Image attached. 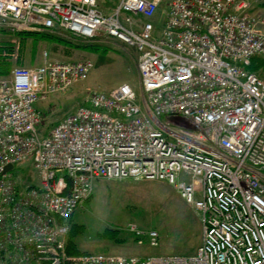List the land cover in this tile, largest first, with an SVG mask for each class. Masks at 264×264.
Segmentation results:
<instances>
[{
	"label": "built area",
	"instance_id": "obj_1",
	"mask_svg": "<svg viewBox=\"0 0 264 264\" xmlns=\"http://www.w3.org/2000/svg\"><path fill=\"white\" fill-rule=\"evenodd\" d=\"M163 1L105 13L98 0H0L9 32L135 47L139 78L92 92L45 135L38 102L86 80L93 60L45 51L0 77V264H264V79L248 69L264 56V13L252 0H169L157 25ZM29 157L38 181L20 184ZM124 178L168 181L198 211L194 254L68 253L69 219L95 182Z\"/></svg>",
	"mask_w": 264,
	"mask_h": 264
},
{
	"label": "rangeland",
	"instance_id": "obj_2",
	"mask_svg": "<svg viewBox=\"0 0 264 264\" xmlns=\"http://www.w3.org/2000/svg\"><path fill=\"white\" fill-rule=\"evenodd\" d=\"M98 1L103 11L112 10L119 3V0ZM168 2L169 0H164L156 14L159 17L152 18L155 24H162L163 9ZM252 4L254 12L264 13V0H252ZM5 39L8 41L5 42ZM108 39L110 42L82 40L103 44L95 50H71V58H90L94 67L86 80L38 102V108L44 114L40 132L43 133L44 130L47 135L54 123L80 105H89L85 99L94 91L108 92L122 82L135 87L139 85L137 49L112 38ZM55 47L59 48L57 52ZM64 50V47L55 46V42L48 38L28 36L27 39H21L15 35L0 33V58L8 60L11 68L16 65L40 64L45 51L51 58H64ZM161 119L167 122L164 116ZM177 123L187 124L179 119ZM177 125L171 123L172 127ZM18 170L24 183L31 179L38 181L33 157L18 164L14 171ZM69 225L66 249L71 252L74 241L82 254L91 252L141 257L161 254L191 255L196 252L203 236V224L198 211L168 181L148 178L97 180L92 194L70 217ZM151 230L159 233L157 245L150 243Z\"/></svg>",
	"mask_w": 264,
	"mask_h": 264
},
{
	"label": "trees",
	"instance_id": "obj_3",
	"mask_svg": "<svg viewBox=\"0 0 264 264\" xmlns=\"http://www.w3.org/2000/svg\"><path fill=\"white\" fill-rule=\"evenodd\" d=\"M98 5H99V3H98ZM99 7H100V5H99ZM108 11L109 10H106V11L104 10V12H106V13H108ZM0 33L1 34H5V35H15V36H18L21 39H27L28 36H32V37L33 36H37V37H44V38H48L50 40H53L55 42V46L56 45H60V46L65 48V50H64L65 53H63V54H65L64 55L65 57L61 58V59L53 57L52 59H54V60H65V61L77 60V59H73V58L70 57L71 56V50L80 49V48L81 49H85L86 48V49H94L95 50V48H99L100 45H103V44H100V43H92V42L82 41L81 39H78V38L63 37V36H60V35H58L56 33L44 32V31H28V30H25V31L12 33V32H9L7 30H4V29L0 28ZM6 41H8V40L5 39V42ZM58 49L59 48L55 47V52H57ZM66 57H70V58H66ZM2 58L3 57L0 58V77H6V76H8L10 74V71L12 70V68L10 67V62L8 60L2 59ZM79 59H82V58H79ZM248 69H250L251 71L255 72L258 76L263 78L260 74H262L264 76V57H262L260 55L253 56L251 58V62L249 64V66H248ZM259 70H261V71H259ZM56 123H54L53 125H55ZM43 133L45 134L46 131L44 132V130H43ZM22 177H23V175H22ZM22 179H24V178H22ZM23 183L24 182L20 180V184H23ZM73 246L74 247H72L71 252L68 251V253L73 254V255L74 254L75 255L76 254H82V253H79V249L75 245L74 241H73ZM86 253H89V252H86Z\"/></svg>",
	"mask_w": 264,
	"mask_h": 264
},
{
	"label": "crops",
	"instance_id": "obj_4",
	"mask_svg": "<svg viewBox=\"0 0 264 264\" xmlns=\"http://www.w3.org/2000/svg\"><path fill=\"white\" fill-rule=\"evenodd\" d=\"M160 8H161V7H160ZM160 8H159V9H160ZM114 9H115V8H113L112 10H109L108 13H111ZM165 9H166V8H165ZM165 9H163V13H162L163 15H164V11H165ZM156 14H157V13H156ZM157 16L159 17V15H157ZM157 16H156V17H157ZM156 17H155V18H156ZM112 39H114V38H112ZM114 40H116V39H114ZM96 41H100V42H102V41L110 42L109 39L106 38V37H100V38H98V40H96ZM117 41H119V40H117ZM94 42H95V41H94ZM119 42H121V41H119ZM121 43H122V42H121ZM123 44H124V43H123ZM42 62H43V61H42ZM40 64H41V63H40ZM35 65H39V64H35ZM30 66H32V65H30ZM37 107H38V104H37Z\"/></svg>",
	"mask_w": 264,
	"mask_h": 264
},
{
	"label": "water",
	"instance_id": "obj_5",
	"mask_svg": "<svg viewBox=\"0 0 264 264\" xmlns=\"http://www.w3.org/2000/svg\"><path fill=\"white\" fill-rule=\"evenodd\" d=\"M12 168V165H9L8 167H7V169H11Z\"/></svg>",
	"mask_w": 264,
	"mask_h": 264
},
{
	"label": "bare ground",
	"instance_id": "obj_6",
	"mask_svg": "<svg viewBox=\"0 0 264 264\" xmlns=\"http://www.w3.org/2000/svg\"><path fill=\"white\" fill-rule=\"evenodd\" d=\"M103 10V9H102ZM106 13V12H105ZM107 92V91H106Z\"/></svg>",
	"mask_w": 264,
	"mask_h": 264
}]
</instances>
